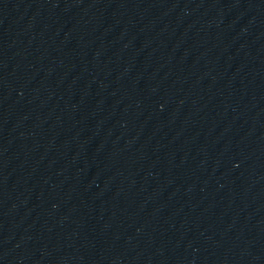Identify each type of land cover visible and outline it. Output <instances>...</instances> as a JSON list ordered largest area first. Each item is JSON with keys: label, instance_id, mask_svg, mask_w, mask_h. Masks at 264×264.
Listing matches in <instances>:
<instances>
[{"label": "water", "instance_id": "1", "mask_svg": "<svg viewBox=\"0 0 264 264\" xmlns=\"http://www.w3.org/2000/svg\"><path fill=\"white\" fill-rule=\"evenodd\" d=\"M0 264H264V0H0Z\"/></svg>", "mask_w": 264, "mask_h": 264}]
</instances>
